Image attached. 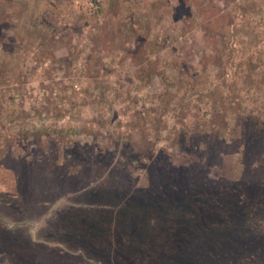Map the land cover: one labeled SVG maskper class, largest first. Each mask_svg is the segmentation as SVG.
<instances>
[{
	"label": "rangeland",
	"instance_id": "1",
	"mask_svg": "<svg viewBox=\"0 0 264 264\" xmlns=\"http://www.w3.org/2000/svg\"><path fill=\"white\" fill-rule=\"evenodd\" d=\"M247 117L264 123V0H0V161L44 163L72 142L113 151L143 187L154 151L182 162V134L230 140ZM99 170L24 199L2 180L0 225L52 246L60 206L116 204Z\"/></svg>",
	"mask_w": 264,
	"mask_h": 264
},
{
	"label": "trees",
	"instance_id": "2",
	"mask_svg": "<svg viewBox=\"0 0 264 264\" xmlns=\"http://www.w3.org/2000/svg\"><path fill=\"white\" fill-rule=\"evenodd\" d=\"M236 125L230 140L219 128L182 134V162L154 151L143 187L113 151L72 142L44 163L0 161L10 196H40L39 185L75 191L100 169L96 177L115 186L116 200L95 210L57 208L46 224L58 233L52 246L0 225V264H264V123L247 117Z\"/></svg>",
	"mask_w": 264,
	"mask_h": 264
},
{
	"label": "built area",
	"instance_id": "3",
	"mask_svg": "<svg viewBox=\"0 0 264 264\" xmlns=\"http://www.w3.org/2000/svg\"><path fill=\"white\" fill-rule=\"evenodd\" d=\"M262 46V44H260ZM259 46V45H258Z\"/></svg>",
	"mask_w": 264,
	"mask_h": 264
}]
</instances>
